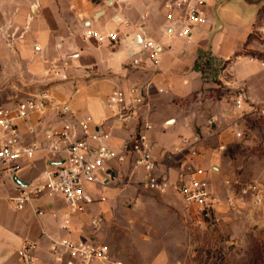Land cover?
<instances>
[{"label": "crops", "instance_id": "1", "mask_svg": "<svg viewBox=\"0 0 264 264\" xmlns=\"http://www.w3.org/2000/svg\"><path fill=\"white\" fill-rule=\"evenodd\" d=\"M263 4L251 18L241 17L230 6L223 7L219 11L223 21L222 28L211 38L210 33L215 27L213 15L191 37L185 38L166 34L162 0H51L52 15L60 24H36L34 30L39 31L37 52L45 55L47 50L50 51L53 54L52 63L58 66L49 78L55 82L46 87L37 84L10 89L11 75L6 67L13 58L10 59L9 52L0 53V102L11 103L46 91L53 100L47 111L42 115L33 114L29 120L21 123L27 140L37 135L28 131L31 126L40 133L44 127L59 126L62 117L71 112L89 113L99 124L112 126L111 145L119 152L123 142L135 133L138 124L136 119L122 122L115 118L105 104L106 95L115 89L128 90L133 85L151 82L146 97L147 104L141 107L140 115L147 117L154 125L150 138L156 150H172L181 136L199 133L203 138V151L191 161L196 167L203 168L205 176L212 182L207 168L221 167L219 163L223 152L217 147L229 140L227 128L231 125V120L226 121L223 117L229 115L228 118L231 119L234 107L229 96V99L222 97L213 102L212 108L208 106L210 99H206L200 112L188 113L183 99H190L194 93L200 95L202 89L212 87L213 81L204 72L203 60L207 57L205 55L211 57L212 46L218 34L225 38V44L220 46V61L229 59L232 53L236 54L245 43L246 49L264 54V10L260 11ZM66 13H71L80 23V27L73 24V29L64 34L60 30L67 25L62 24L66 20ZM146 13L148 16L142 18ZM260 19L262 23L258 24ZM126 21L130 24L126 25ZM87 26L102 32H117L118 39L99 42L94 38H85L84 31ZM75 29L80 31L77 35ZM48 31L51 35H48ZM135 31L164 45L165 51L157 66L146 65L147 63L138 67L130 65L129 44ZM256 33L260 34L262 42L252 38ZM178 43L182 45L178 46ZM140 56L142 59L147 57L145 52H141ZM251 56L242 54L240 59L226 69L234 73L233 82L236 86H246L248 95L258 104L259 112L264 113V95H254L245 70L238 68L243 63H256L264 67L259 60H251ZM219 78H224L222 72L219 73ZM60 106L67 115H63ZM208 113L210 115L206 118ZM205 118L209 122L207 126L203 124ZM168 119H172L171 126L165 129L164 123ZM197 125L199 129L196 128ZM207 137L217 141L216 147L205 143ZM19 164L16 172L8 166L0 169V264H22L18 250L25 240L36 243L35 255L38 264H59L54 259L50 245L51 238L65 234L60 228L61 213L65 210L62 198L39 201L37 205L43 210L42 213L36 212L31 206L14 210L10 200L16 193V179L26 182L35 178L47 164V157L41 151L31 159L20 160ZM110 165L115 170L127 171L126 165H120L115 160ZM166 165L162 161L159 167L163 170ZM167 166L171 178L176 179L181 167L177 159ZM106 193L109 195V190ZM82 217L73 224L72 235L99 239V234L93 232L87 224L89 217Z\"/></svg>", "mask_w": 264, "mask_h": 264}, {"label": "built area", "instance_id": "2", "mask_svg": "<svg viewBox=\"0 0 264 264\" xmlns=\"http://www.w3.org/2000/svg\"><path fill=\"white\" fill-rule=\"evenodd\" d=\"M214 1L162 0L166 34L191 37L213 15ZM147 16L146 13L142 18ZM125 24L130 23L126 21ZM84 36L99 42L118 39L117 32H102L91 26L85 28ZM129 47L130 65L134 67L146 63L157 66L165 51L163 44L153 38L141 36L137 31L134 32ZM141 52L146 53V59H142ZM250 58L257 59L264 65V59L254 56ZM225 83L231 84L229 80H225ZM150 84L151 82L133 85L128 90L115 89L106 95L105 104L115 118L122 122L136 119L138 124L135 133L123 142L119 152L111 145L112 126L99 124L89 113L71 112L67 115L62 106L60 109L67 116L62 117L59 126L44 127L40 133L31 126L28 131L37 135L27 140L21 123L29 120L33 114L42 115L47 111L53 100L46 91L11 103L0 102V169L8 166L16 172L20 160L31 159L41 151L47 157V164L35 178L17 182L16 193L10 198L12 208L22 210L31 206L36 212L42 213L43 210L37 205L39 201L61 197L64 202L65 210L61 213L60 228L65 234L51 238L50 245L54 259L59 264H126L105 241L97 237L72 235L73 224L80 221L82 215L89 217L87 224L93 232L102 227L106 222V215L103 211L93 212L91 206L106 202V192L122 181L124 176L158 192L173 188L187 204L196 206L202 215L211 214L222 203L221 196L205 176L204 169L196 167L191 161L203 151V138L199 133L181 136L172 150H156L150 138L154 125L147 117L140 115L141 107L147 104ZM229 96L234 107L235 120L241 121L248 113L255 111L256 102L248 95L245 85L232 89ZM259 114L264 113L260 111ZM167 121L164 126L170 124ZM234 133L240 136L241 130L236 126ZM217 149L224 151L226 144H219ZM175 159L181 167L177 178L172 179L167 165ZM113 160L120 165H126L127 171L115 170L110 165ZM162 161L167 164L163 170L159 167ZM108 169L115 171L114 180L108 174ZM224 185L229 192L238 185L243 193L251 190L255 199L262 201L257 184L244 185L237 179L227 178ZM54 216L57 214L54 213ZM36 248L35 242L24 241L18 250L22 264H38Z\"/></svg>", "mask_w": 264, "mask_h": 264}, {"label": "rangeland", "instance_id": "3", "mask_svg": "<svg viewBox=\"0 0 264 264\" xmlns=\"http://www.w3.org/2000/svg\"><path fill=\"white\" fill-rule=\"evenodd\" d=\"M65 17L62 24L67 25L61 27V33H69L73 24L80 27L71 13ZM36 24H60L52 15L51 0H0V53L9 52L10 59L13 58L6 67L11 75L10 89L37 84L46 87L55 82L49 78L58 66L52 63L50 51L47 50V55L37 52L40 41L39 31L34 30ZM77 30L75 35L80 32ZM252 38L259 43L263 41L257 33ZM224 40L218 34L211 57L205 55L203 60V69L212 79V87L183 99L188 113L200 112L206 99H210V108L222 97L229 99L230 91L237 87L233 82L234 73L226 68L244 53L239 52L240 48L229 59L220 61ZM238 68L245 70L254 95H264V67L243 63ZM220 72L223 79L219 78ZM257 110L256 103L255 111L241 121L235 120V114L231 119L229 115L223 117L231 120V125L227 128L229 140L222 151L221 167L207 168L214 189L222 198L215 211L202 215L173 188L158 192L124 176L109 190L106 202L91 206L93 212L103 211L107 217L96 232L99 239L110 244L126 264H264V116ZM206 118L205 126L209 125ZM236 126L241 130L240 136L234 133ZM205 141L217 145L209 137ZM227 178L237 179L244 185L257 184L262 201H257L251 190L243 193L239 185L229 192L224 185Z\"/></svg>", "mask_w": 264, "mask_h": 264}, {"label": "water", "instance_id": "4", "mask_svg": "<svg viewBox=\"0 0 264 264\" xmlns=\"http://www.w3.org/2000/svg\"><path fill=\"white\" fill-rule=\"evenodd\" d=\"M264 3V0H215L212 6L213 16L215 18V27L210 33V38L214 35L215 32L219 31L222 28L223 21L219 16V11L226 6L232 7L238 15L243 18L253 17L261 5ZM172 119H168L170 123ZM108 174L114 180L116 178V173L113 169H108ZM16 182L19 181L16 179Z\"/></svg>", "mask_w": 264, "mask_h": 264}, {"label": "trees", "instance_id": "5", "mask_svg": "<svg viewBox=\"0 0 264 264\" xmlns=\"http://www.w3.org/2000/svg\"><path fill=\"white\" fill-rule=\"evenodd\" d=\"M246 45H247V43L244 44L242 50L239 51V52H243L245 54H251L254 57H258V58L264 59V54L263 53L257 52L255 50L246 49Z\"/></svg>", "mask_w": 264, "mask_h": 264}, {"label": "bare ground", "instance_id": "6", "mask_svg": "<svg viewBox=\"0 0 264 264\" xmlns=\"http://www.w3.org/2000/svg\"><path fill=\"white\" fill-rule=\"evenodd\" d=\"M36 10V9H35ZM35 12V11H34Z\"/></svg>", "mask_w": 264, "mask_h": 264}]
</instances>
